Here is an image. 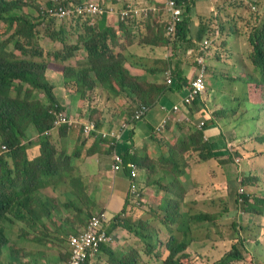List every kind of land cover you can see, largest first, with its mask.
Returning <instances> with one entry per match:
<instances>
[{"label": "trees", "instance_id": "trees-1", "mask_svg": "<svg viewBox=\"0 0 264 264\" xmlns=\"http://www.w3.org/2000/svg\"><path fill=\"white\" fill-rule=\"evenodd\" d=\"M254 1L257 2V0H251V3ZM109 3L119 4L117 0ZM186 3L188 5L185 7L184 19L178 25L173 40L167 36L166 21L158 19L164 14L162 9L151 12L148 17L142 19L133 18L122 21L113 16L98 18L94 23L95 26H90L89 23H86L87 26L84 25L86 28L90 26L88 34L83 33L78 36L76 44L66 43L65 36H71L69 29L51 31L53 23H49L46 30L48 34L44 33L40 36L45 37L46 40L49 39L53 44L60 42L63 46L47 50L39 44L40 37L37 27L40 25L43 28L49 20H57L47 19L44 14H40L37 21L34 22L29 15L24 13L23 9L27 5L22 0H0V24L4 26V30L0 29V147L5 145L9 149L7 153H0V264H32L29 257L37 256V254L44 256L48 264L55 257H59L60 260H67L69 257L67 250L69 234L77 233L73 226L66 230L64 227L58 228L56 226L55 232L45 230L41 231L42 234L33 230L30 231L31 233H26L24 230L17 231L14 227L17 219L28 223H36L44 218L47 220L52 218L54 208L51 202L33 197L39 187L41 190L49 188L51 179L65 178L74 184L81 181V185H84L78 176L73 179V170L78 167L79 153L84 145L79 144L78 147L73 148L74 150H70L68 147V153L65 154L60 147H54L47 138L61 128H64L62 133L65 135L69 131H73L72 129H76V127L69 129L68 126H61L57 129L54 127V119H56L58 113L62 112L64 102L62 96L57 92L62 87L53 84L47 77L49 65L53 62L66 64L65 70L67 72L64 77V85L70 88V93H66L65 98L68 101L73 100L72 103H75L78 99L80 101L85 100L90 94L101 90L102 93L104 91L109 92L127 102L140 99L155 105L156 101L160 100L168 91L165 73L166 69L170 67L169 64L176 63L177 67H182L184 62H190L178 56L182 51L193 50L190 57L192 62L189 63L190 66H187L186 71L196 72L201 68L197 61L200 56L205 57L207 72L210 71L208 61L212 51L209 52V50L215 49V47H213V40L209 39L211 45L205 52L202 50L203 41L207 34H209V37H214L219 30L212 29L208 33V25L202 22L199 30L194 33L190 17L193 2L187 0ZM203 19L209 21L205 17ZM146 25L147 27L144 28ZM134 31H137L141 36L140 44L167 47L169 59L160 61L161 66L158 68L148 69L145 66L132 63L124 56L123 52H116L117 49H124ZM224 42V45H226L227 40ZM249 42L253 47V53L250 55L251 65L254 73H259L257 84L260 82L264 84V25L250 33ZM200 43L202 44L200 45ZM82 51H84V58L77 59ZM75 59H77L75 65L67 64ZM216 60L221 63V60ZM222 63L226 64L224 61ZM232 66L229 68L216 66L219 71H214L208 76L205 75L206 89L204 94L200 95L193 105L186 107L184 110L185 114L190 112L192 120L198 122V124L203 122L205 124L203 128L199 129L198 124H189L191 135L187 138L176 137L172 142H168L166 152L157 159L151 158L149 154L140 158L139 151L135 150L136 145L130 138L135 137L136 124L131 131L117 139L115 145L107 142L109 152L117 150L120 143L126 144L123 147L125 151L121 152L120 157L124 162L127 174L130 173V169L127 167L129 162L139 163L145 170L138 183L139 190H141V193H138L140 196L138 201L134 202V195L129 193L127 202L132 201L134 204L142 202L145 198L142 195L143 190H147L146 195L151 199L149 207L169 217L168 214H172L173 210L179 212L180 206L173 207L166 203V199L172 198L174 189L179 188L185 191L184 194H186L191 204V207H189L195 209L192 215L178 219L175 229L171 230L175 237H171L167 243L170 255L164 264H186L184 260L189 257L187 251L193 242L192 234L196 230V225L200 226V222L208 221L217 227L218 221L222 222V219L228 217L212 218L211 215L202 214L196 208L199 201L214 197L216 192L200 193L191 191L192 182L189 178L188 158L192 154H197L203 164L212 159H216L218 163L223 164L235 163L231 157L234 153H230L232 150L226 147L229 145L227 131L224 133L221 142L224 147H217L208 139L209 137L208 140L205 139V130H207L209 121L222 127L230 125L231 122L239 123L237 120L244 100L239 97L227 96L222 102L214 94L212 87L219 81L221 83L222 81L224 83L230 82L229 87L241 83L242 77L235 76ZM225 71L226 73H224ZM212 74L217 77L218 81L212 83L209 89L208 84L214 78ZM224 75L229 79H223ZM194 76L195 74L193 76L190 74V77L184 80L186 90L190 87ZM182 77L183 72L178 69L174 73V84L176 86H173L175 90L182 89L177 82L175 83V79ZM162 79H164V82L163 85H160L159 82ZM221 87L224 86L221 85ZM174 89L173 87L170 88L171 91H174ZM87 93L88 95H85ZM78 94L83 96L77 97ZM209 94L212 96L210 97ZM73 110H75L74 107ZM71 114L74 119L82 122L77 113L71 112ZM206 117L208 122L205 121ZM97 123V128L102 127L103 122L98 123V125ZM186 124L184 122V125ZM78 126L83 132V126ZM234 126L233 130H235ZM49 131H52V133L48 134ZM99 137H101V134H99ZM220 137L222 138V135ZM159 138L161 139V137ZM23 141L28 142V144L22 145ZM257 141L264 143V134L257 137ZM35 144L40 146V151L37 155L31 156L29 150ZM144 150L146 151V149ZM96 152L93 149L89 156L94 155ZM223 155H228L229 158L227 159L230 160H225L226 157H222ZM237 157L240 158L241 155L238 153ZM164 183H167V185H164ZM68 196L65 201L67 206L81 215L77 219V224L85 228L88 225L87 222L94 215L93 213L90 217L89 212H92L91 210L95 211L98 206L96 193L91 192L87 195L88 203L83 202L81 195L76 191L74 193L70 192ZM236 196L237 201L243 204L246 212L254 216H261L262 208L251 203L247 195L241 193L236 194ZM260 201L264 203V200ZM36 204L38 210L33 207ZM181 206L185 210V205L181 204ZM21 209L30 210V214L28 216L23 215ZM122 215L112 219L113 222L109 230L112 240L102 244L96 254L95 261H93L94 264L139 263L140 256L136 250L127 253L126 250L113 248V245L117 244L113 232L121 226L128 228L142 243L148 244L144 232L130 225L132 224L129 219L131 215L127 208L123 210ZM250 218L253 219V217ZM257 219L259 221L263 220V218ZM167 220L169 221L166 224L167 226L175 222L171 218ZM5 223L11 225L4 226ZM65 225L67 223L63 221V226ZM232 228L236 230V243L232 245L225 256L214 264H230L245 259L246 245L242 238V231L250 230L249 226H245L235 219ZM32 235H35L33 239L41 238L50 241L56 247L35 250L34 247L20 246L22 241L27 240ZM151 248L154 251V247L148 244L146 251L144 250L143 253L150 252ZM46 250H56L59 251V254L58 256L53 254L47 256ZM60 252L64 254L63 259Z\"/></svg>", "mask_w": 264, "mask_h": 264}, {"label": "rangeland", "instance_id": "rangeland-1", "mask_svg": "<svg viewBox=\"0 0 264 264\" xmlns=\"http://www.w3.org/2000/svg\"><path fill=\"white\" fill-rule=\"evenodd\" d=\"M22 1L27 5L23 9L24 13L29 15L32 21L36 22L38 14L41 13L42 9L44 8V5L46 4V0ZM73 1L76 3L81 2L78 0ZM104 2L106 4H110L109 2H114V0H104ZM41 3H44V5L40 9ZM219 3L220 5H223L226 8H230V14L226 16L225 13H222L220 17L221 20L227 19L228 17L230 20L233 21H239L244 18L254 20L257 15H261L264 18V0H257L256 11L252 10L251 0H218V3H216V7H218ZM214 16L215 13L210 14V18ZM158 19L164 21L165 17L161 15ZM218 20L219 19L215 21L214 25L217 23ZM49 23H53L51 31H60L61 29L64 30V28L69 29L71 36H65L67 44H76L78 42V36L82 35L83 33L88 34V28L90 27H84V25H86V22L74 20L68 22H57L55 20H49L48 22H46L45 27L42 28L39 25L37 27V32L39 33L40 37L39 44L47 50H53L54 48H60L63 46V44L60 42H57L60 44H53L50 42L49 39L46 40L45 37L40 36L44 33H47L46 30ZM158 24L161 25L160 23ZM145 27H147V25L144 26V28ZM233 27H238L242 30V24L240 23H238V25L234 24ZM0 29L4 30V26L2 24H0ZM219 29L220 24L217 27V30ZM255 29L257 30L258 27H248L247 32L245 33L248 35V37H244V43H242L243 41H241L240 43L238 41L230 40L228 42V46L224 45L225 40L216 41L212 37H209L208 39L213 40V47H215V49L213 48L209 50V52H213L209 57L210 71L207 72L206 75L208 76L210 73H213L214 71L218 70L214 65V63L217 61L216 59L221 60V63L223 61L226 62L225 65L222 63V65H224V67L226 68H229L230 66L235 65L236 63L237 65H243L242 61L239 60L240 57L238 58V56H235L234 53L236 52L237 55H239L242 50H248L250 58V55L253 53V47L249 42V36L250 33H253ZM246 43L248 48L246 46ZM241 47L243 48L240 49ZM159 51L163 52L164 48L159 49ZM145 60L146 58L144 56H139L138 58H136V65L145 66ZM67 64H70V62ZM65 65L66 64L53 62L49 65V68L47 70V77L49 78V80L53 82V84H56L58 87H62V89L57 90L58 94L62 96L64 102L62 112H73L75 114L77 113L79 115V118L83 122H103V125L102 127L98 126L99 128H97L96 126V132L93 133V136L89 138L84 136V133L82 132L80 126H77L76 129H72L73 131H69L67 135L62 133L64 128H61L58 132H54L52 136L47 137L54 147H60L61 151H64L65 154L68 153V147H78L79 144L84 145L82 147V151L79 153V160L77 162L78 167H75L73 170V179H76L77 176L81 178L86 190L84 188V185H81V181L74 184L65 178H53L50 181L49 188L41 190L39 187L35 194L37 195L38 200H49L54 208L52 218L49 220L45 219L44 224L42 226V231L49 230L50 232H55L56 226L58 228L64 227L65 230L73 226L78 233L79 231L83 230L82 225L80 226L77 224V219H79L81 215L77 211L73 210V208L67 206V203L65 201L69 197L68 194L70 192L74 193L76 191L79 195H81L82 201L88 203L89 199L87 195L91 192L96 193L97 191H99L101 194L102 204L104 197L107 195L105 194L107 188L102 183V180L96 175L101 174L104 170L108 169L105 167V165L106 163H112V157L114 156L112 154L115 150L113 152H109V141H104L101 137H99V134L108 132L109 128L111 127H113L114 129H118L124 121L130 119V117L135 111V108L138 105L145 104L151 109L155 105L140 99H135L131 102H127L121 99L120 97L113 96L109 92L104 91V93H102L101 90L95 91V93L90 94V96L85 98V100L82 99V101H80L78 99V101L72 103L65 98L66 93H70V88L65 87L64 85V77L66 76L67 72L65 70ZM169 66H171V64H169ZM236 75L242 77V81L241 83H239V85L234 84L233 87H229V85L231 84L230 82L224 83V81H222L221 83L219 81L218 83L216 82L218 81L217 77H215L214 75V78L210 81L208 87L210 89V85L216 82V85H212L214 89V94L222 102L227 96L239 98L243 97L244 104L240 107V116L237 121L239 123H243L244 125L251 127L254 130L257 122L253 120V118L257 117V115L259 114V109L257 107L258 102L257 104H255L251 102L250 99L252 98L256 101H259L261 95L256 91L249 92L248 86L245 85V76H242L241 73H238ZM222 78L225 80L229 79L225 77V75ZM221 85H223L224 87H221ZM262 89L264 92V87H262ZM88 93L85 95H88ZM81 96L79 94L77 95V97ZM211 96L212 95H210V97ZM165 106L169 108V106ZM73 107L76 111L73 110ZM205 121L208 122L207 117L205 118ZM235 124L237 123L231 122L230 125H224L223 127H221L227 132V129H231V133ZM221 127H218V125L209 121L207 131L213 129L215 131V134H219L221 132ZM153 131L154 135L157 136V139H160L157 133L155 132V129ZM237 132H240L239 129L237 130ZM230 133H227V138L231 145L229 149H233V151L230 152L228 149L227 150L230 153H234L231 157L235 162L232 164H228V167H231V171L229 168L224 172L220 169L219 166L221 164L217 163L218 160L212 159V161H207L204 164L206 173L201 172L199 174L198 170L201 168L198 166V163L200 162L199 156L197 154H192L190 156V160L188 161L190 163L191 169H196L195 173L191 175V177L194 179L190 181L193 184H191L190 187L191 191H196L200 193H210V191L212 193L214 191L216 192L214 197L207 198L205 200L202 199L201 201H199L196 204V208L200 210L202 214L211 215L212 218H223L226 216L228 217L222 219V222L218 221L217 227L213 223H210L208 221L200 222V226L196 225V230L193 231L192 234L193 242L191 243L187 251L189 257L187 256L188 258L184 260V263L186 264H214L218 262L223 256H225V254H227L228 251L231 249L232 245L236 243V230L232 228V224L234 223L235 219H237L240 223H243L245 226H249L250 230L242 231V238L244 239L246 245V252L244 253L245 259L235 261L230 264H264V203L260 201L264 200V155H262L261 152L258 151L256 155L252 158L255 159L254 162H249V160L244 158V154L239 151H236L235 148L241 147L239 143L242 144L243 142H238L237 138L234 136V133ZM161 135H163V132L161 133ZM163 136L167 137L165 135ZM141 137H144L143 133H141ZM139 142L142 143V140L140 139ZM25 144H28V142L26 143L25 141H23L22 145ZM125 146V143H120L118 145V147ZM159 146L160 143L156 142V147L158 148ZM93 149H95V152H99L98 156H89L90 152ZM117 150L121 151L119 148H117ZM253 151L256 152V150L249 149L250 153ZM7 152L8 150L5 152V150H2V147H0V153ZM238 153L241 155L240 158L237 157ZM222 157L229 158L228 155H223ZM93 158L98 159V161L100 162V164L96 168L93 166ZM225 160L228 161L230 159L226 158ZM110 176L112 177L113 175H106V177H109L107 178V182L109 183H111ZM125 176L128 178V175L125 174ZM127 185L130 188L129 179L127 181ZM164 185H167V183H164ZM184 192L185 191L179 188L174 189V194L180 196V203H178L175 198L166 199V203H169V205L173 207L176 205L180 206V211L176 212L175 210H173L172 214H168L169 217L165 216L164 213L157 210H153L151 207H149V205L151 204V199L148 195H146L148 193L147 190H143L142 195H144L145 198L142 200V202L138 204H134L131 201L129 203L126 199L125 207L131 215L129 219L133 225L129 222L128 223L133 228L141 229L144 232V235L148 239V244L154 247V251L152 250L153 248H151L150 252H147L146 254L143 253L144 250L146 251L148 244L146 245L142 243L139 238L134 236L133 233L124 226L117 228V230L113 232L115 241L117 243L116 245H113V248L122 251L126 250L127 253H132L133 250H136V252H138L140 256V261L137 264H164L170 255L167 243L171 237H175V234L171 233V230L175 229L178 223V219L186 218L190 216V214L192 215V213H194L195 211V209L190 208V203ZM241 193L247 195L251 203L257 204L262 208L260 217L256 215L254 216L253 214L244 210L245 207L243 206V204L237 201L236 196V194ZM160 195L163 196V194L161 193ZM122 197L123 195L119 196L121 200ZM134 202L137 201L135 200ZM181 204L185 205V210H183ZM91 211L92 212H89L90 217L93 213L95 214V212H100V202H98V206L95 211ZM250 217H253V219H251ZM256 217L263 218V220L259 221ZM169 218L174 219L175 222L172 225L167 226L166 224L169 223L167 219ZM63 221L66 222L67 225L63 226ZM111 222L112 221H110V223ZM23 230L26 233H31L30 231L32 230V228L24 227ZM38 233L42 234L41 232ZM77 233H70L69 237L74 236ZM26 244L27 246L32 245L30 239H28ZM33 246L36 245L33 244ZM43 247L45 249H51L55 248L56 246H54L52 242L49 243L48 241L46 244H44ZM45 253L47 254V256H49V254L58 256L59 251L46 250ZM60 255L63 259V252H60ZM30 258L32 264H40L42 262H45L44 256H42L41 254L29 257V259ZM59 261H61L59 257H55L52 259V262L50 264H56L59 263Z\"/></svg>", "mask_w": 264, "mask_h": 264}, {"label": "crops", "instance_id": "crops-1", "mask_svg": "<svg viewBox=\"0 0 264 264\" xmlns=\"http://www.w3.org/2000/svg\"><path fill=\"white\" fill-rule=\"evenodd\" d=\"M153 1L157 2L156 5H158L159 10L163 9L164 11L163 0H153ZM190 1L193 2V6L191 8V13H190L193 32L196 33L199 30L200 25H201L200 23L202 22L208 25V33L212 29H217L218 25L220 24L219 31L217 32L216 36L212 38L216 41L227 39V42H226L227 46L230 40L238 41L240 43L241 41H243L242 43H244V37L245 38L246 36L248 37V35L245 33L247 32V29L249 26L261 27L262 25H264V19H263V16L261 15H257V19H254V20L244 18L239 21L238 20L233 21V20H230L229 17L227 19L221 20L220 17L222 13H225L226 16L230 14V8H226L223 5H220V3L218 7H216V3H218V0H190ZM186 4L188 5V3ZM211 13H215V16L212 18H210ZM204 17L209 19V21H206V19L204 20L203 19ZM217 19L219 20L214 25ZM238 23L242 24V30L238 27L236 28L233 27L234 24L238 25ZM206 38H209V34H207ZM140 39H141V36L139 35V33L137 31H134L130 36V40H128L126 45L124 46V49L123 50L117 49L116 52H123L124 56L128 58L134 64H136V58H138L139 56L140 57L144 56L146 58L145 67H147L148 69L158 68L161 66L160 61L164 59H169V51L167 47L140 44ZM246 46H247V43H246ZM161 48H164L163 52L159 51V49ZM242 48L243 47H241L240 49ZM83 53L84 51L80 52V57L77 59L84 58ZM192 53H193V50H189L187 52L182 51L178 56L185 60H189L190 62H192V59H190ZM234 54L235 56H238V58L240 57L239 60L242 61L243 63V65L236 64L232 66L233 70L235 71V76H237L236 74L238 73H241L242 76L244 75L245 81H246L245 85L248 86L249 92L256 91L257 93H260L261 95L259 101H256L252 98L250 99V101L255 104H257V102L258 104L264 103V99L262 97L263 92L260 89H257V88L262 87L261 85L258 86L257 84V80H259V73L258 72L254 73V69H253V66L251 65V61L249 58L248 50H242L239 55H237L236 52ZM77 59L70 61V64L75 65ZM190 62H184L182 67H177L176 63L174 64L171 63V68L173 69L174 73L178 69H181L183 72V77L179 78L180 83H179L178 78L175 79V83L177 82V84L180 85L182 89L175 90L173 85L176 86V84L168 86V91L166 92V94H164L161 97L160 100L156 101V104L152 108V111L150 112L148 117L137 125L135 137L130 138L132 141H134L136 145L135 150L139 151L140 158L144 155L149 154L151 158L157 159L158 157H160V155L166 152V145L168 142L169 143L172 142L176 137L187 138L189 137V135H191L189 124H198V122H195L194 120H192V116L190 115V112H187V114L183 112L182 115L176 116L174 114H167L161 110L162 107L168 110H171L172 107L175 104L179 103L183 99V97L186 95L187 92H186V89L184 88L185 87L184 80H187L190 77V74L191 76L195 74V71L194 72L186 71L187 66H190L189 65ZM214 65L217 67H221V68L222 66H224L219 61H216ZM224 73H226V71ZM252 81H255L256 83H253ZM163 82H164V79L160 80L159 82L160 85H163ZM172 87L174 91L170 90V88ZM241 99L244 100L243 97H241ZM69 101L72 102L73 100H69ZM165 105L169 106V108H167ZM261 115L262 117L260 118L254 130L249 126L244 125L243 123H238L236 126H234L235 130H232L231 133H230L231 130L227 129L228 133L230 134L234 133V136L237 138L238 142H241V141L243 142L242 144L239 143L241 147H235L236 151H239L242 154H244V158L249 160V162L251 163L254 162L255 159H252V158L256 155L258 151H260L261 154L264 152V144H261L258 141H255V142L253 141V137L255 135L257 134L261 135L264 133V106H263ZM167 116L169 117V119H168V123L166 124L165 128H163L161 131L157 130V127L161 125V123L165 120ZM185 118H190L191 122L186 121ZM183 121L187 124L184 125ZM218 127H221V126H218ZM154 129L158 137H161V139H157V136L154 135V131H153ZM237 129H239L240 132H236ZM220 130H221V133L219 134H215V131L213 129L209 131L205 130V138L206 140L209 139L217 147H224L221 142H222L224 133H226V131L222 127L220 128ZM162 132H163V135L167 137H164L163 135H161ZM141 133H143V136H144L143 138L141 137ZM252 134H254V136H251ZM219 135L220 136L222 135V138ZM140 139L142 140V143L139 142ZM156 142L160 143V146L158 148L156 147ZM32 147L33 148H30L29 150L31 152L30 155L35 156L39 153V147L37 144L33 145ZM226 147L230 148L231 147L230 143ZM73 148L74 147H69L70 150H72ZM119 149L121 150V152L125 151L123 147H119ZM144 149H146V151L149 153H147ZM249 149L256 150V152L253 151L250 153ZM231 150L233 151V149ZM98 154L99 152H96L92 157L98 156ZM189 160L190 158H188V161ZM92 162L95 168L100 164V162L96 158H93ZM219 164H221L219 166L220 169L223 170L224 172L225 170L229 168L231 171V167H228L229 166L228 164H222V163H219ZM198 166L201 167L198 170L199 174L201 172L206 173L203 162L200 161L198 163ZM105 167L108 169L104 170L101 174H98L96 176H98V178L102 180V183L107 188L106 193H105L107 195L103 199V204L101 201L102 199H101V194L99 191L96 192V197H97V202H100L101 204L102 212H105L108 219H111V221L113 222L112 219H114L115 217L123 216L122 212L124 209H126L125 203H126V199H128V195H127L128 194V185H127L128 178L125 176V174L127 175V173H123L122 171L117 172V173L114 172L112 169V163L111 164L106 163ZM188 167L190 170L189 178L191 180H194L191 177V175L195 173L196 169H191L190 163L188 164ZM94 174H97V173H94ZM107 174L113 175L112 177L110 176L111 183L107 182V178H109V177H106ZM121 195H123L122 200L119 198V196ZM98 212H95V213H98ZM112 222L110 223V226L112 225ZM33 244L36 246H33ZM33 244L31 246L34 247L35 249H38L44 246V243L39 242V241H35Z\"/></svg>", "mask_w": 264, "mask_h": 264}, {"label": "built area", "instance_id": "built-area-1", "mask_svg": "<svg viewBox=\"0 0 264 264\" xmlns=\"http://www.w3.org/2000/svg\"><path fill=\"white\" fill-rule=\"evenodd\" d=\"M58 0H52L53 4L49 7V13L59 19H71L81 17L84 20H89L92 23L103 16H113L126 21L133 18H146L151 12L159 11L158 6L150 0H117L119 4H106L103 0L86 2L82 5H71L68 7L61 6L57 3ZM166 32L167 36L173 40L176 36L177 27L184 19L186 3L183 0H163ZM252 10L256 11V1L252 3ZM211 45L210 41L205 40L202 50ZM201 68L195 72L194 78L191 80L190 87L186 90V95L183 99L175 104L171 110L162 107V111L167 114H182L186 107H190L196 99L204 94L206 83L204 76L207 73L205 65V57L200 56L197 59ZM168 86L174 84V71L168 68L165 73ZM151 108L145 104H140L135 109L133 115L127 121H124L118 129H111L104 136L109 137L111 140L120 139L124 133L133 128L136 123L143 121L150 113ZM169 117L161 123L159 130L166 126ZM189 120V118H187ZM79 122L68 116L67 113H58L54 120L55 129L65 125L69 128L76 127ZM205 124L202 122L200 128ZM96 130V125L93 122L85 124L84 132L90 135ZM114 144V143H113ZM123 167V160L120 155L114 156V169L119 170ZM129 167L132 168V177L139 176L138 167L134 163H130ZM135 190V186H133ZM112 240V236L108 232V218L104 213L95 214L89 221L86 228L81 230L77 235L71 236L69 239V257L66 262L59 264H94L97 252L103 243Z\"/></svg>", "mask_w": 264, "mask_h": 264}, {"label": "clouds", "instance_id": "clouds-1", "mask_svg": "<svg viewBox=\"0 0 264 264\" xmlns=\"http://www.w3.org/2000/svg\"><path fill=\"white\" fill-rule=\"evenodd\" d=\"M92 1H99V2H101L102 0H92ZM104 1V0H103ZM150 1H152V3H154V4H156L157 2L156 1H153V0H150ZM185 3H186V0H183ZM86 2H89V0H82L80 3H76V2H74L73 0H58L57 1V3L59 4V5H61V6H64V7H68V6H71V5H75V6H78V5H82V4H84V3H86ZM53 4V2H52V0H46V4L44 5V3H41V5H40V9L42 8V6L44 5V8L42 9V11H41V13H39L38 14V16H40V14H44L45 16H46V18L47 19H56L58 22H68V21H72V20H74V21H81V22H86V23H89V25L90 26H95V21L97 20H95L93 23L91 22V21H89V20H84V19H82L81 17H79V18H71V19H59V18H57V17H54V16H52L50 13H49V7H51V5ZM158 6V5H157ZM164 6V5H163ZM186 6H187V4H186ZM185 6V7H186ZM39 9V10H40ZM158 9H159V7H158ZM184 16H185V13H184ZM104 17V16H103ZM164 17H165V11H164ZM165 19H166V17H165ZM205 40H208V41H210L208 38H206V39H204V41ZM204 41H203V44H204ZM210 43H211V41H210ZM58 44H60V43H58ZM202 44V43H201ZM200 44V45H201ZM214 46V45H213ZM169 68H171V66L169 67ZM252 82H255V81H252ZM256 83V82H255ZM252 84V83H251ZM253 85H255V84H253ZM259 85H261L262 87H264V84L262 83V82H260L259 84H258V86ZM262 87L261 88H257V89H260L262 92H263V89H262ZM262 97H263V99H264V92L262 93ZM263 106H264V103H262V104H258L257 105V107H258V109H259V114L257 115V117H255V118H253V120H255L257 123H256V126H257V124H258V122H259V120H260V118L262 117V115H261V112H262V110H263ZM162 110V109H161ZM151 111H152V109H151ZM164 112V111H163ZM60 113H63V112H60ZM65 113H67V112H65ZM67 115L68 116H71L72 118H73V116H72V114H71V112L70 113H67ZM176 116H178L179 114H175ZM180 115H182V114H180ZM74 119V118H73ZM55 120V119H54ZM76 120V119H75ZM145 120V119H144ZM143 120V121H144ZM185 120L186 121H188V122H191V119L189 118V120H187V118H185ZM78 121V120H77ZM79 123L77 124V126L78 125H82L83 126V133H84V136L85 137H87V138H89V137H92L93 136V133H95L96 132V130L94 131V132H92L90 135H86L85 134V132H84V127H85V124H87V123H90V122H81V121H78ZM142 122V121H141ZM184 122V121H183ZM54 123V122H53ZM140 123V122H139ZM139 123H136V125H138ZM201 124V123H200ZM200 124H198V128L199 129H202V128H200ZM96 125V124H95ZM63 126H65V125H63ZM76 126V127H77ZM160 126L161 125H159L158 127H157V130H159V128H160ZM66 127V126H65ZM74 128V127H73ZM163 128H165V127H163ZM162 128V129H163ZM256 128V127H255ZM69 129H72V128H69ZM111 129H114L113 127H111V128H109V130L108 131H110ZM133 128H131V129H129V130H127L124 134H126V133H128L129 131H131ZM161 129V130H162ZM116 130V129H115ZM161 130H159V131H161ZM52 133V131H49L48 132V134H51ZM107 133V132H106ZM106 133H101V138L104 140V141H109V143L110 144H113L114 143V145L116 144V140H111L109 137H105L104 135L106 134ZM264 134V133H263ZM263 134H261V135H263ZM261 135H259V134H257V135H255L254 136V134H252L251 136H254L253 137V141L255 142V141H257V137H259V136H261ZM206 139V138H205ZM260 143V142H259ZM261 144H264V143H261ZM38 145V144H37ZM38 147H40L39 145H38ZM5 150V152L8 150L9 151V149L5 146V145H3L2 146V150ZM263 155H264V152L262 153ZM112 155H121V151H119V150H115L114 152H113V154ZM32 156V155H31ZM114 156L112 157V169H113V171L114 172H120V171H122V172H124V173H126V167L124 166V162H123V167L121 168V169H119V170H116V169H114ZM130 163H133V162H129L128 164H127V167L130 169V173L129 174H127L128 175V179H129V182H130V188L128 187V194L129 193H132L134 196H133V201H138V199H139V195H138V193H141V190H139V187H138V183H139V180H140V178H141V175H142V173H145V170L142 168V166L139 164V163H134L137 167H138V170H139V176L137 177V178H133L132 177V168L131 167H129V164ZM140 171H141V173H140ZM133 186H135V190H133ZM127 194V195H128ZM33 197L35 198V199H37V195L36 194H34L33 195ZM172 198H175L176 200H177V202L178 203H180V196H177V195H175V194H173V196H172ZM132 202V201H131ZM34 208H36V206L34 205L33 206ZM37 210V209H36ZM29 211L30 210H28V209H21V212L23 213V215H25V216H28L30 213H29ZM99 213H104V214H106L105 212H98V213H95V214H99ZM94 214V215H95ZM93 215V216H94ZM10 217H12V216H10ZM108 218V217H107ZM20 219H17L16 220V224L14 225V227H15V229L17 230V231H22L23 230V228L24 227H31L32 228V230L33 231H35L36 233H38V232H41L42 231V226H43V224H44V221H45V218L44 219H42L40 222H33V223H28V222H26V221H23V220H21V221H19ZM110 221H111V219H108V232H109V230H110ZM89 223V222H88ZM8 225H11L10 223H5V225L4 226H8ZM21 225H23V226H21ZM87 227V226H86ZM85 227V228H86ZM84 229V228H83ZM81 231H79L78 233H80ZM77 233V234H78ZM77 234H75V235H77ZM35 235H32V236H30V238H28V239H30V241H31V243L33 244L35 241H39V242H43L44 244H46L48 241H44V240H42L41 238H34L33 239V237H34ZM71 237V236H70ZM70 237L68 238V243H67V250H68V252H69V239H70ZM28 239L27 240H24V241H22L21 242V245L20 246H27V241H28ZM33 239V240H32ZM49 243H51L50 241H49ZM28 247H32V246H28ZM42 248H44V247H41V248H38V249H42ZM38 249H35V250H38ZM68 260V259H67ZM67 260H61L59 263H62V262H66ZM48 264V261L47 260H45V262H42V263H40V264ZM59 263H56V264H59ZM50 264V263H49Z\"/></svg>", "mask_w": 264, "mask_h": 264}, {"label": "bare ground", "instance_id": "bare-ground-1", "mask_svg": "<svg viewBox=\"0 0 264 264\" xmlns=\"http://www.w3.org/2000/svg\"><path fill=\"white\" fill-rule=\"evenodd\" d=\"M229 26V25H228ZM229 28V27H228ZM242 73H243V71H242ZM244 76V75H243ZM244 78V77H243ZM60 262V261H59Z\"/></svg>", "mask_w": 264, "mask_h": 264}]
</instances>
